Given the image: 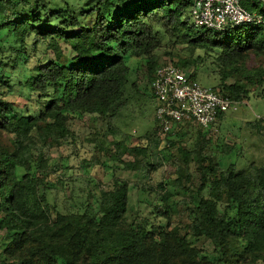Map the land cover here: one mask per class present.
Returning <instances> with one entry per match:
<instances>
[{
  "label": "trees",
  "instance_id": "obj_1",
  "mask_svg": "<svg viewBox=\"0 0 264 264\" xmlns=\"http://www.w3.org/2000/svg\"><path fill=\"white\" fill-rule=\"evenodd\" d=\"M34 1L0 0V33L7 31L22 46L32 41L34 47L43 45L56 54L55 59L34 67L23 84L29 100L34 95L48 100L37 116L19 115L0 93V264H264V164L240 170L231 164L223 171L205 154V142L194 154L182 152L184 167L177 169L174 184L182 186L183 180H191L189 167L195 155L201 185L195 191L197 204L189 208L188 228L194 237H204L215 246L218 257L210 260L200 257L179 228L170 229V221L125 228L127 181L115 180L113 188L103 192L106 201L100 202L98 210L86 205L76 212L58 211L42 192L48 188V164L42 154L35 153L33 137L45 124L51 143L61 148L69 141L71 119L116 118L126 106L131 83L127 58L151 59L158 45L156 27L177 36L176 43L185 44L188 55L200 51L214 57L222 76L221 90L215 89L243 101L248 88L264 80L260 73L245 69L251 55L264 54L263 28L247 25L216 32L195 27L190 12L193 0H87L79 13L46 0ZM242 5L264 16L260 0H243ZM61 42L72 50L71 59L61 60ZM6 53L0 45V86L11 81L6 76L9 68L19 70L20 63L29 61V56L21 58L17 53L12 59ZM180 63L181 67L175 65L190 67L186 59ZM156 68L150 69L151 82ZM191 76L196 79V74ZM229 78L235 82L227 83ZM5 136L11 137L8 144L2 142ZM153 142L158 147L162 139ZM121 145L114 143L126 154ZM28 155L33 159L19 178L17 160ZM146 155L147 148L136 147L134 162L125 168L137 169V157ZM31 162L37 163L40 174L32 173ZM158 188L164 200L171 196L163 184ZM155 213L168 216L167 210L156 208Z\"/></svg>",
  "mask_w": 264,
  "mask_h": 264
},
{
  "label": "rangeland",
  "instance_id": "obj_2",
  "mask_svg": "<svg viewBox=\"0 0 264 264\" xmlns=\"http://www.w3.org/2000/svg\"><path fill=\"white\" fill-rule=\"evenodd\" d=\"M46 2L57 8L67 6L78 13L87 5V0ZM260 2L264 3L262 0ZM155 29L158 45L151 59L127 58L131 68V83L126 93V106L116 118L86 115L71 119L68 122L71 133L69 141L61 148L51 143L45 124H40L33 133L35 153L42 154L48 164L46 171L49 175L45 181L48 188L42 192L46 194L48 202L62 213L76 212L79 207L81 209L86 205L98 210L100 202L106 201L105 196H102L103 192L111 190L115 180L127 181L129 199L123 219L125 228L138 223L165 225L170 221V229L179 228L181 235H186L188 241L199 250L201 258L216 260L218 254L215 246L204 237H194L188 228L191 221L189 208L197 204L196 198L194 199L195 191L201 185L197 158L192 156L189 167L191 180H183L182 186L174 184L179 176L177 169L184 167L182 152H193L204 142L205 154L217 161L223 171L231 164H237L239 170L246 169L251 164H264V122L258 123L259 119H264V80L261 84L251 85L248 96H245L237 111L224 115L212 128L204 129L194 123L178 126L170 135L161 138V144L156 147L153 140L158 138L155 122L158 101L152 95L150 69L168 63L179 65L180 61L186 59L190 63L189 68L183 69L187 74H196V80L200 84L220 90L222 76L214 63V57H206L200 51L188 55L185 44L176 43L177 36L170 33L166 35L159 27ZM0 45L5 47L7 56H12V59L17 53L21 58L29 56L28 63H20L19 70L9 68L6 72L11 81L8 84L3 82L0 86L2 98L19 115L37 116L45 109L48 100L40 99L38 95L29 100L23 84L34 67L55 59L56 54L43 45L34 47L32 41H27L22 46L7 31L0 33ZM60 47L61 60L71 59L73 53L70 47L63 42ZM245 69L252 74L260 73L259 77L264 78V54L251 55ZM242 73L240 79L244 78L245 72ZM234 82V78L227 80L229 84ZM202 136H205L204 141L201 140ZM10 138L5 136L2 142L8 144ZM115 142H121V146L127 150L126 154L122 155V150L114 146ZM136 147L147 148V155L137 157V169L127 170L125 165L134 162ZM229 148L232 150H228ZM225 151L230 152L227 155ZM30 158L33 159L28 155L17 160L19 178L27 173L25 168ZM31 168L32 173L40 174L41 169L36 162H31ZM41 177L45 178L44 175ZM159 184H163L171 195L167 200L163 199ZM156 208L167 210L168 216L155 213ZM2 238L3 232L0 233V257Z\"/></svg>",
  "mask_w": 264,
  "mask_h": 264
},
{
  "label": "built area",
  "instance_id": "obj_3",
  "mask_svg": "<svg viewBox=\"0 0 264 264\" xmlns=\"http://www.w3.org/2000/svg\"><path fill=\"white\" fill-rule=\"evenodd\" d=\"M243 0H193L190 8L195 27L227 32L243 26L263 28L264 16L250 13ZM157 137L164 138L178 126L197 124L209 129L219 122L220 115L237 111L242 101H235L214 87L200 84L173 63L156 68L151 82Z\"/></svg>",
  "mask_w": 264,
  "mask_h": 264
}]
</instances>
